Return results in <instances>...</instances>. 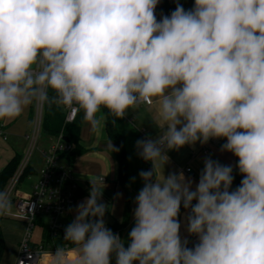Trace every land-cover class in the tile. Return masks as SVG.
<instances>
[{
	"label": "clouds",
	"instance_id": "clouds-1",
	"mask_svg": "<svg viewBox=\"0 0 264 264\" xmlns=\"http://www.w3.org/2000/svg\"><path fill=\"white\" fill-rule=\"evenodd\" d=\"M160 2L0 0V122L48 104L99 132L103 110L113 125L145 104L156 112L158 135L135 145L151 167L127 239L106 225L104 178L90 179L64 229L74 255L57 246L49 264H264V0H176L158 19ZM210 140L237 158L238 186L210 155L194 188L183 171L165 175L169 151ZM12 209L0 190V216Z\"/></svg>",
	"mask_w": 264,
	"mask_h": 264
},
{
	"label": "crops",
	"instance_id": "crops-1",
	"mask_svg": "<svg viewBox=\"0 0 264 264\" xmlns=\"http://www.w3.org/2000/svg\"><path fill=\"white\" fill-rule=\"evenodd\" d=\"M179 2L186 10L190 9L194 4V0H179ZM83 115L82 111L79 112V130L74 152L70 155H62L59 159V164L72 175L77 184L75 202L72 208H75L77 204L84 201L89 195L90 179L100 180L104 178L106 187L103 190L102 202L110 206L109 211L105 215L106 225L109 228L119 227L118 231L120 236L127 239L128 232L134 225L132 216L133 209L136 206L134 199L139 189L143 186L139 172L151 167L150 162L144 161L137 155L135 145L138 139L149 136L155 138L158 135V129L152 123L156 119L154 106L148 104L142 105L135 112H129L125 118L118 119L117 128L119 132L127 136L130 141L129 158L133 164L126 183H120L118 180V164L115 158L116 151L110 152L106 150V143L110 139L107 136L105 127L99 132L90 130L89 125L83 119ZM33 119L34 105L29 106L21 117L9 122H0L7 136L6 141H3L0 137V171L13 158H19L20 163L28 148L24 136L32 133ZM40 133L47 138V141L42 142V146L35 150L34 153H31L28 166L15 188L14 197L29 195L31 186L35 183L29 187V191L26 194H22L19 188L20 181L23 177L28 178L29 175H35V181L38 178L39 171L43 165V152L47 149L51 141V136L44 134L42 131ZM38 139L35 148L38 145ZM65 140L68 141L67 139ZM111 142L117 147L113 141ZM224 142V140H210L204 145L197 143L194 148L192 146H185L178 151H169L167 155L170 160L165 165V175L170 172H184L188 168L190 172L184 174L194 181V188L203 168V160L210 155L214 160H219L222 164L234 166L233 187L235 188L238 186L242 177L238 173V170L235 169V165L238 163L237 158L231 153L220 151V147ZM133 177H135L134 181L132 180ZM186 215L187 212L181 207V236L182 238L186 237L189 239L190 246L192 242L191 236H188L186 231ZM73 218L74 212H70L61 221L69 224ZM25 228L26 222L14 216V209H12L11 215L0 217V237L3 242L0 264H14L18 245ZM43 236L44 227L42 225L36 226L33 230L31 241L37 243ZM69 255H74L71 249L69 250ZM39 264H49V256L47 255L40 260Z\"/></svg>",
	"mask_w": 264,
	"mask_h": 264
},
{
	"label": "built area",
	"instance_id": "built-area-1",
	"mask_svg": "<svg viewBox=\"0 0 264 264\" xmlns=\"http://www.w3.org/2000/svg\"><path fill=\"white\" fill-rule=\"evenodd\" d=\"M156 15L160 19L163 14L156 9ZM62 110L63 125L73 124L78 112L63 108ZM42 113L43 104H34L33 130L31 134L24 136L28 144L27 151L3 189L10 196L14 216L26 222L14 264H34L37 255H39V264V261L46 257L49 252H54L57 246L63 245L71 249V245L63 240L64 229L68 224L61 220L70 214L69 208H72L75 202L77 184L72 175L59 164L60 157L72 149L69 142L65 140L63 131L50 137V144L43 152L42 168L37 180L31 186L29 195L14 197L15 188L28 166L30 155L41 131ZM0 137L3 141L7 140L3 125H0ZM189 172L190 169L188 168L184 170L185 174ZM25 216L28 218L24 219ZM39 225L44 227V236L39 242L33 243L31 236L34 228ZM113 232L119 234L118 230ZM191 242L194 244L196 237L191 236Z\"/></svg>",
	"mask_w": 264,
	"mask_h": 264
},
{
	"label": "trees",
	"instance_id": "trees-1",
	"mask_svg": "<svg viewBox=\"0 0 264 264\" xmlns=\"http://www.w3.org/2000/svg\"><path fill=\"white\" fill-rule=\"evenodd\" d=\"M175 7H176V0H161L160 4L157 6V9L161 14L169 15L171 11L175 9ZM49 94L51 95V93ZM103 112L106 117L105 129L107 136L111 141H113L117 145V148L119 149L115 153V158L118 164V180L120 183H126L128 181L129 172L133 167V164L129 158L130 141L127 136L119 132L117 128L118 119L116 120L115 125H113L112 120L114 119V117L108 115L107 110H103ZM78 115L73 124L63 125L64 116H63L62 108L57 107L55 105L43 104L41 131L49 136H55L60 131H63L64 138L68 140L69 144L72 147L71 151L64 153L63 156L70 155L75 150L76 147L75 145L77 144V137L79 130ZM18 164H19V158H13L6 164L4 169L0 171V190L3 191L9 178L15 172ZM111 229L114 231V230H118L119 227L115 226V227H111ZM191 246L192 244L190 245V247ZM2 249H3V242L0 237V256L2 253Z\"/></svg>",
	"mask_w": 264,
	"mask_h": 264
},
{
	"label": "rangeland",
	"instance_id": "rangeland-1",
	"mask_svg": "<svg viewBox=\"0 0 264 264\" xmlns=\"http://www.w3.org/2000/svg\"><path fill=\"white\" fill-rule=\"evenodd\" d=\"M38 145H37V147L35 148L34 147V149H33V153L35 152V150H37L40 146H42L41 144H42V142H45V141H47V138L43 135V134H41V133H39L38 134ZM49 143V142H48ZM132 169V168H131ZM35 175H29L28 176V178H26V177H23V179L20 181V188H19V190H20V192L22 193V194H26L28 191H29V187L35 182Z\"/></svg>",
	"mask_w": 264,
	"mask_h": 264
}]
</instances>
